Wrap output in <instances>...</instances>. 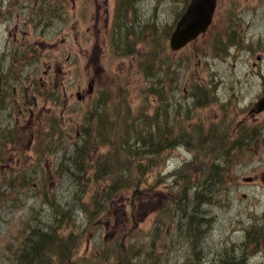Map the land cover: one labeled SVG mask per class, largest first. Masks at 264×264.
I'll return each instance as SVG.
<instances>
[{
  "label": "rangeland",
  "instance_id": "rangeland-1",
  "mask_svg": "<svg viewBox=\"0 0 264 264\" xmlns=\"http://www.w3.org/2000/svg\"><path fill=\"white\" fill-rule=\"evenodd\" d=\"M66 1L71 3V10L66 9L65 0H57L55 7H50L53 0H45V6L37 13L34 0H24L19 25L24 24L26 43L35 41L43 47L38 51L40 74L54 59L61 61L64 70L68 71L61 79L65 78L67 85L71 84L72 96L67 101L71 104L64 114L66 119L60 108L55 110V119L61 115L67 123L57 125V133L62 132V135L54 142L55 151L47 152L37 166L25 159L26 171L23 173L27 174L28 182L24 186L15 184V190H9L7 183L13 175L9 171H0L1 187L5 188L2 196L5 205L0 207V264H19L12 259L10 245L16 248L23 230L35 225L39 219L52 223L55 206L47 201L54 198L59 207L67 206L70 210L64 217L71 221L70 225L63 223L59 230L64 235L76 237L73 256L106 258L120 264H218V259L228 253L242 256L244 264H264V113L249 114V108L264 92V0H218L208 32L177 52L169 49L167 32L172 30L174 19L184 7L182 1L134 0L131 17L126 14L122 29L130 42H137L136 55L147 61V68L146 64L143 68L138 66L136 56H116L109 50L105 31L112 27L115 0H105L101 9L103 29L97 36L90 32L89 39L86 28L90 25V15L95 12L92 0ZM8 2L0 0V42L7 36V28L17 23L16 12L5 10ZM76 42H80L82 48ZM160 44L165 48L158 54ZM44 50L51 56L47 57ZM62 50H72L73 58L76 54L74 63L64 64L66 59L61 57ZM258 54L259 60L256 59ZM86 55L90 57L89 62ZM28 57L24 61L23 75L33 66L34 61ZM151 59L156 66L153 76ZM0 67L6 68L4 65ZM73 79H76L74 83ZM90 79H94L95 92L98 82L111 92L127 89L128 106L133 114L141 109L152 114L156 105H160L153 89L164 85L172 102L169 116L180 120L189 129L185 130L182 143L161 153L162 158L158 156L161 160H157V166L145 168L147 181L158 185L155 201L152 204L139 201L133 219H127V211L134 213V208L117 204L127 193H117L106 202V208L102 210L96 206L95 209L93 203H101V186H107L110 181L100 178L98 181L94 175L95 168L98 175L101 173L98 163L89 170L90 177L75 178L70 171L65 173L54 164L59 152L66 150L70 153L74 138L79 136L80 125L86 119H96H91V112L97 109V105L92 107L94 96L90 94L82 100L76 99L77 91L87 92ZM9 81L18 87L15 77ZM111 82L115 83L114 88L110 87ZM197 83L207 85L211 89L210 96H213L203 106L193 105L190 91ZM37 87L44 88L43 78ZM37 93L35 103H45V92ZM29 97L33 99L31 94ZM102 103L107 104L104 113L116 110L121 115L119 104L113 106L112 96L104 97ZM2 115L7 121L6 128L13 124L15 115L10 117L6 111ZM27 117L26 114L22 122ZM165 120L161 122L170 124L172 121ZM188 133L191 136L186 138ZM213 134L221 138L218 143L208 138ZM237 141H241L242 146L231 147L239 144ZM3 144L7 160L14 153L9 152L10 142ZM27 145V142L23 144ZM30 150L28 146L21 152L27 157L32 153ZM104 151L106 145L100 147L97 155H103ZM225 151L229 154L226 155ZM9 160L14 164L9 167L17 168L16 155ZM213 165L224 172L219 177L220 182L209 170ZM121 169L119 165L118 172ZM178 183L183 184L185 190L177 193L189 195V200H193H182L179 209L170 212L166 204V212L160 220L167 223L169 218L173 219L172 228L176 225L178 228L166 234L164 230L170 224L163 225L162 235L156 239L153 250L150 243L157 234L153 225L156 216L160 215L154 211L160 207V198L164 203V195L171 197L176 193L169 190L178 188ZM149 209L152 213H148ZM189 216L199 222L194 241L184 227ZM248 229L255 232L254 242L246 236Z\"/></svg>",
  "mask_w": 264,
  "mask_h": 264
},
{
  "label": "trees",
  "instance_id": "trees-1",
  "mask_svg": "<svg viewBox=\"0 0 264 264\" xmlns=\"http://www.w3.org/2000/svg\"><path fill=\"white\" fill-rule=\"evenodd\" d=\"M125 5L122 7V12L128 15L129 10L133 9V0H124ZM185 3L187 0H181ZM129 50V48L127 47ZM153 65V63H152ZM118 96L123 97L121 90H117ZM103 94V93H102ZM101 94V96H102ZM112 94L108 90V93ZM102 100L101 102H103ZM121 115L116 114L114 116L109 115V113L102 114L96 110L91 112V119L85 120L84 124L81 126V132L78 139L75 138L71 145L70 156H64V159H70V172L73 174V178L77 176L86 177L89 169H92L94 164L99 165L101 173L99 175L94 169V175L96 178L101 180H111V183L105 186L100 183L101 186V203H93L96 209L97 207H102V210L106 206V201L109 198H113L118 192L126 191V185H140L146 183V169L151 165L154 166L157 163L158 158H162V154L166 150H170L182 143L185 139V130L189 129L178 122L179 124H164L162 123V118L159 114L154 116V120H149L146 118L145 114L142 113L140 120L138 118H132L129 115V107H127L123 101L119 102ZM145 118V120H144ZM131 119V121H129ZM153 125V126H152ZM40 138L39 142L42 143L45 139L46 149L50 150V146L59 137L58 128L53 126L48 129L44 127H39ZM200 132V131H199ZM203 134V132H200ZM55 134V135H54ZM211 134V133H210ZM26 136L24 139H26ZM191 133L186 134V138L190 137ZM208 138L212 139L218 143L221 138L216 135H210ZM239 144H233L231 147H236L238 145L242 146L241 141ZM25 143V142H24ZM0 144V161H4V149ZM102 145H106V151L104 155H95ZM200 146H203L202 144ZM66 151V150H65ZM67 152V151H66ZM68 153V152H67ZM226 155L229 154L228 151L224 152ZM160 155V157H158ZM153 164H145L144 162L153 161ZM161 160V159H160ZM87 161V162H86ZM120 161V162H117ZM86 162V164H85ZM109 162V164L107 163ZM143 162L144 164H142ZM121 165L122 170L118 172V167ZM65 169L67 166H64ZM135 167V170H132ZM71 169L73 171H71ZM140 169V170H139ZM213 176H217V182H220L219 177L224 174L223 171L219 170L217 165H213L212 169ZM11 174H13L11 172ZM18 179V182L17 180ZM27 182L23 176L20 174H13L8 181L7 186L12 190H15V184L24 186ZM2 182H0V207L4 206L5 188H2ZM146 188H137L131 191L133 194L131 200L133 206L135 207V201L144 199V195L137 197L136 195L144 194ZM118 191V192H117ZM56 199H49L47 202L55 206L54 220L56 221L59 213V223L51 225L45 220L39 219L35 225H31L28 229H24L21 236L22 239L18 240V245L14 248L13 244L10 245L13 253L12 259L19 264H62L67 259L71 257L74 253L73 248L77 241L75 236L72 234L64 235L60 233L59 227L61 222L66 221L64 219L65 212L64 208L59 207L56 203ZM205 202L202 198L201 203ZM53 208V207H52ZM57 210H59L57 212ZM202 219V217H201ZM53 220V221H54ZM52 221V222H53ZM195 220L190 219L189 225L193 226ZM254 230L248 229L246 236L249 241L254 242ZM20 236V237H21ZM15 242V243H17ZM242 256H232L228 253L223 254L218 259V264H244L242 262ZM213 264V263H211Z\"/></svg>",
  "mask_w": 264,
  "mask_h": 264
},
{
  "label": "flooded vegetation",
  "instance_id": "flooded-vegetation-1",
  "mask_svg": "<svg viewBox=\"0 0 264 264\" xmlns=\"http://www.w3.org/2000/svg\"><path fill=\"white\" fill-rule=\"evenodd\" d=\"M36 1L38 9L41 10L43 6H45V3L43 2L45 0ZM92 3L93 10L95 8V12L92 11L93 13L89 17L90 25L86 28L88 39L89 34L92 33V35H95L94 33H96L97 36L101 32V29L103 27V16L101 14V9L103 10V6H105V0H92ZM56 5L57 0H53L50 7H55ZM68 5L70 6L69 8ZM65 6L67 10H71L70 2L65 0ZM5 10L7 12H16L17 23H14L12 27L7 28V36H5L2 42H0V66H6V68L0 67V126H2V128L4 126V123L6 122L4 121V117L2 115L5 111L7 113H10L11 115L15 113L16 123H19L20 119L24 118L26 109L30 110V117H33V107L39 105L35 103L37 96H39L37 92L41 91L40 87H37V84L39 83L41 85L42 78L44 86V89L42 91L45 92L44 95L47 97L45 98V101L47 103L56 105L58 104V102L61 104L63 102V104L66 105L67 101L72 96V93L67 92L66 85L62 81L58 82L57 70H59L60 73L61 69H58L56 66L53 67V70H51V67H49L48 70H44V77L41 76L39 70H36L35 68L31 69L30 72H27L26 78L25 75L21 73L23 70V63L25 61V56L22 52L21 47L25 46L26 40L25 30L23 28L24 24L20 26L19 22L22 21L23 17L24 0H9L8 9ZM85 38L83 41L86 42ZM76 44L82 48V44L80 42H76ZM32 47V44L28 45V48L31 49ZM41 49L43 48H40V46H38V49H35L33 47L29 51V56L34 57L33 63L39 62L37 59L39 58L38 51ZM86 58L87 61H89V55H86ZM53 62H56L55 64H58V61H56V59H54ZM13 77H15L18 87L13 86L9 81V78L12 79ZM26 81L28 82L27 86L25 85ZM59 86L60 88H58ZM30 94L33 96L32 100L29 97ZM88 95V92H86L84 95L77 93V96L79 98H85ZM39 101L41 102V99ZM1 130L3 131V129ZM10 157L13 158V155H11Z\"/></svg>",
  "mask_w": 264,
  "mask_h": 264
},
{
  "label": "water",
  "instance_id": "water-1",
  "mask_svg": "<svg viewBox=\"0 0 264 264\" xmlns=\"http://www.w3.org/2000/svg\"><path fill=\"white\" fill-rule=\"evenodd\" d=\"M216 0H190L186 10L176 24L170 45L177 49L204 31L211 21ZM264 109V96L255 104L254 111ZM66 264H109L105 260L95 261L87 257L69 260Z\"/></svg>",
  "mask_w": 264,
  "mask_h": 264
},
{
  "label": "bare ground",
  "instance_id": "bare-ground-1",
  "mask_svg": "<svg viewBox=\"0 0 264 264\" xmlns=\"http://www.w3.org/2000/svg\"><path fill=\"white\" fill-rule=\"evenodd\" d=\"M239 140H240V139H239ZM237 142H239V141H237ZM234 143H236V142H234ZM64 208H65V210H64L65 213L68 212V211H70V210L67 209V206L64 207ZM68 208H69V207H68Z\"/></svg>",
  "mask_w": 264,
  "mask_h": 264
}]
</instances>
